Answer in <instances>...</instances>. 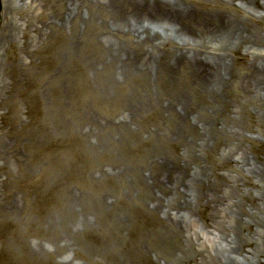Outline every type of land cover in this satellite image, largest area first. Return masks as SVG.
Instances as JSON below:
<instances>
[{
  "label": "bare ground",
  "instance_id": "obj_1",
  "mask_svg": "<svg viewBox=\"0 0 264 264\" xmlns=\"http://www.w3.org/2000/svg\"><path fill=\"white\" fill-rule=\"evenodd\" d=\"M3 1L0 119L8 117L9 126L0 122V169L6 175L0 176V188L11 183L9 166L18 154L14 147L23 140L19 129L29 123L20 114L28 116L31 107L27 102L25 109L17 105L21 86L29 81L39 101L41 135L32 133L24 144L32 138L37 154L52 161V166L39 165L36 175L30 168L26 171L25 192L10 197L4 212L30 216L35 211L40 222L50 193L61 188V158L50 154L49 147L52 142L65 144L59 130L75 117L74 70L83 64L96 77L103 73L107 88L140 79L145 84V92L130 95L116 118L87 111L88 131L132 127L157 113L170 127L155 126L147 140L181 147L170 154L156 146L133 175L129 173L145 191L126 185L123 193L106 190L100 197L108 209L128 197L147 215L158 216L163 226L157 231L158 246H149L156 256L153 263L264 264V157L256 151L251 155L244 141L258 138L242 130L258 134L253 126L261 127L264 120V0ZM49 8L48 14L44 9ZM89 41L95 55L87 50ZM51 46V60L36 62L35 56ZM153 84L164 87L156 91ZM219 142L223 147L215 166H226L229 173L215 172L217 181L211 183L201 156ZM73 143L76 146L75 139ZM50 171L55 174L52 182L45 180ZM128 171L112 165L101 169L98 178L124 181ZM130 217L116 212L115 225H130ZM93 219L89 214L82 222ZM5 224L10 227L12 221ZM27 224L40 229L32 219ZM204 235L219 240L208 244ZM37 247L45 250L43 243ZM23 264L33 263L26 257ZM120 264L135 263L124 257Z\"/></svg>",
  "mask_w": 264,
  "mask_h": 264
},
{
  "label": "rangeland",
  "instance_id": "obj_2",
  "mask_svg": "<svg viewBox=\"0 0 264 264\" xmlns=\"http://www.w3.org/2000/svg\"><path fill=\"white\" fill-rule=\"evenodd\" d=\"M4 6L5 1L0 0V11ZM44 10L50 13V8ZM92 43L88 42L87 50L95 55L96 48ZM53 53L54 49L51 46L37 54L34 59L36 62L45 60L49 62ZM85 67L86 65L82 64L74 70L77 79L76 93H78L75 99L76 114L73 120H69V123L59 130L65 144L52 142L49 147L52 150L50 154L60 155L59 169L63 177L58 193L55 191L50 193V201L42 211L40 222L35 211H32L30 216L28 213L17 216L11 215L9 211L4 212L10 197L11 199L14 196L22 197L25 192V177L29 168L36 175L35 173L40 171L39 165L52 166L51 160L43 159L37 154L32 138L29 143L24 144L32 133L38 136L41 133L40 129H37L39 101L32 95L33 87L30 81L21 86L19 92L21 98L18 99L17 105L20 109H25L27 102L31 112L28 114L29 118L24 113L20 114V118L29 123L19 129L22 130L23 140H20L17 148L14 147L19 155L15 154L12 157L9 166L11 183L0 188V264H23L26 257L33 264H40L42 261H44L43 264H120L124 257L135 264H154L153 260L156 256L149 250V246L152 245L150 248L158 246L156 235L163 226L158 216L147 215L137 201L128 197L125 200H119L114 207L108 209L101 203L100 197L106 190L112 195L123 193L127 189L126 185L131 189L145 191L140 182L132 181L129 173L132 174L134 169L145 162L147 156L156 150V146L170 154H176L181 147L177 143L147 140V132L155 126L161 125L164 129L170 127L169 122L162 120L157 113L152 115L150 113V116L143 121L136 120V124L132 127L108 126L92 132L88 131L87 111L103 117L116 118L122 114L121 111L130 95L138 91L145 92V84L140 79L124 83L121 87L110 84L107 88L108 84L104 82L107 77L103 73L96 77L89 68ZM163 87L160 84L152 85L156 91H162ZM232 97L227 99L230 100ZM199 103L204 104L201 101ZM249 106L254 112L256 111L252 105ZM68 116L64 115V119L67 120ZM8 120V117H5L0 119V122L5 121L8 128ZM244 120L247 122L248 118L244 116ZM50 122H53V119ZM260 123L261 127L253 126L258 134H253L246 129L242 130L248 136L258 138V141L253 143L244 141V146L251 155H253L252 151H256L260 157H264V120ZM252 124L250 122L249 126ZM16 127H18L17 124ZM261 130L263 132L259 133ZM53 136L55 137V132ZM73 139L76 140V146ZM222 147L223 143L219 142L217 148H209L201 156V162L206 167L211 183L217 181L215 172L229 173L226 166L223 167L220 164L215 166ZM112 165L124 166L130 170L126 172L124 181L119 178H115L113 182L98 178L101 169ZM0 176L3 178L6 176L2 169H0ZM54 176L55 174L50 171L46 174L45 180L52 182ZM30 195L33 196L34 192ZM121 210L131 215V223L126 227L118 228L115 225V214ZM89 214L93 215L94 222H82V218ZM195 217L198 224L202 226L203 221L200 216ZM29 219L37 225L39 223L40 229L30 228L27 224ZM6 221H12L10 227L6 226ZM204 238L208 244L219 240L214 235L208 237L204 235ZM7 242L10 244L7 245ZM37 243H43L45 250L44 248L39 250ZM144 254H147L148 258L144 257Z\"/></svg>",
  "mask_w": 264,
  "mask_h": 264
}]
</instances>
